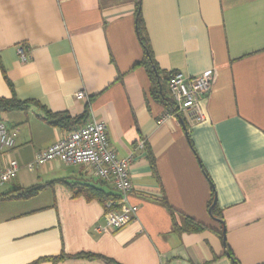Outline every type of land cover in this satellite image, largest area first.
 <instances>
[{
  "label": "crops",
  "instance_id": "0c3cea01",
  "mask_svg": "<svg viewBox=\"0 0 264 264\" xmlns=\"http://www.w3.org/2000/svg\"><path fill=\"white\" fill-rule=\"evenodd\" d=\"M0 66V98L27 102L0 111L15 132L1 160L19 166L0 188V264H264V0H0ZM172 73L211 77L203 122L162 104ZM46 112L103 122L117 157L132 155L134 221L102 230L104 207L60 182L116 194L86 166L26 169L67 133ZM181 215L207 229L176 231Z\"/></svg>",
  "mask_w": 264,
  "mask_h": 264
},
{
  "label": "built area",
  "instance_id": "2783aa9c",
  "mask_svg": "<svg viewBox=\"0 0 264 264\" xmlns=\"http://www.w3.org/2000/svg\"><path fill=\"white\" fill-rule=\"evenodd\" d=\"M25 50L23 47L16 49L22 63L28 61ZM210 88L211 77L207 73L187 78L172 73L167 78L168 96L176 108V113L187 114L193 123L205 120L200 98L206 95ZM83 97V92L75 95L77 100ZM14 137L15 132L0 121V188L12 182L19 171L16 161L1 160V153L15 147ZM50 162L86 166L96 178L113 186L117 200L106 204L102 230L121 229L135 220L138 208L128 202V195L132 189L129 176L132 155L125 158L117 157L109 145L105 123L92 121L64 133L51 146L36 153L33 161L26 165V169L32 172L35 168L43 167ZM114 205H118L115 211L112 209Z\"/></svg>",
  "mask_w": 264,
  "mask_h": 264
},
{
  "label": "trees",
  "instance_id": "16d2710c",
  "mask_svg": "<svg viewBox=\"0 0 264 264\" xmlns=\"http://www.w3.org/2000/svg\"><path fill=\"white\" fill-rule=\"evenodd\" d=\"M139 12V9H138ZM138 20V33L141 36L140 32L143 30L142 25H141V19L140 16L138 15L137 17ZM142 41V45L145 44ZM138 65H141L145 68L146 72L148 73V76L152 80V83L155 81V76H156V71L153 69L152 65V60L151 56L149 54V51L146 49V57L144 60ZM1 68V66H0ZM10 85V84H9ZM162 104L167 107V110L170 114H175L178 117L179 114L176 113V108L172 104V102L166 98H162ZM27 108V102H20L17 101L14 97L11 99H4L0 98V111L1 112H13V111H24ZM84 117H75L72 118L67 114H51L46 112L45 113V118L44 120L49 123L52 127L59 128L63 131L70 132L73 130L78 129L80 126L84 125ZM63 183L68 190L73 194L74 197H83L86 201H97L100 203L104 208H106V204L110 201H116L117 200V195L115 193H109L106 190H104L102 187H97L92 184L88 183H80V182H67L64 180L60 181ZM43 187L41 185H36L33 186L27 190H19L15 191L14 193H9L3 196V200H14V199H25V198H30L32 196H35L38 194ZM213 201V198L211 199L209 205H211V202ZM113 209V208H112ZM215 207L213 212L215 213ZM179 225H175V230L180 232V233H198L202 232L207 229L206 226L197 223L193 219H190L188 217H185L181 215V220H180ZM221 235V234H220ZM78 257H83L87 259H95V258H102L97 255L93 254H81ZM57 259H62V257L56 258ZM110 263H113L112 261L106 260ZM235 263V261L233 260ZM116 264V263H113Z\"/></svg>",
  "mask_w": 264,
  "mask_h": 264
},
{
  "label": "water",
  "instance_id": "95a60500",
  "mask_svg": "<svg viewBox=\"0 0 264 264\" xmlns=\"http://www.w3.org/2000/svg\"><path fill=\"white\" fill-rule=\"evenodd\" d=\"M214 201L212 202V204L210 205L209 209H208V213H209V216L214 219L215 221H217L221 226H222V233H221V236H222V240H223V244H224V239H225V228H224V225H223V221L220 219V218H217L213 215V208H214ZM225 255L227 257H229V254L227 252H225Z\"/></svg>",
  "mask_w": 264,
  "mask_h": 264
}]
</instances>
